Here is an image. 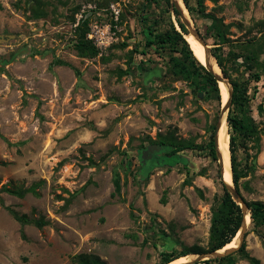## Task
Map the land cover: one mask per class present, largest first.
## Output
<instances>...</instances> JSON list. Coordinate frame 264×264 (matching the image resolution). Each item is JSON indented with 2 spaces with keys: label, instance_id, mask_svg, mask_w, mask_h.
Wrapping results in <instances>:
<instances>
[{
  "label": "rangeland",
  "instance_id": "374dc122",
  "mask_svg": "<svg viewBox=\"0 0 264 264\" xmlns=\"http://www.w3.org/2000/svg\"><path fill=\"white\" fill-rule=\"evenodd\" d=\"M202 2L201 13L190 0L194 27L207 36L215 19L228 26L229 43H207L222 46L228 79L247 85L256 126L237 135L238 169L247 171L238 192L264 202V0ZM171 22L178 28L165 0H0V34L11 35L0 41V264H160L163 252L210 248L223 194L211 155L220 104L202 77L176 71L181 45L157 37ZM107 24L114 38L96 45L88 33ZM84 30L94 56L76 47ZM163 138L194 148L144 170L139 151ZM252 228L246 250L264 264Z\"/></svg>",
  "mask_w": 264,
  "mask_h": 264
},
{
  "label": "trees",
  "instance_id": "16d2710c",
  "mask_svg": "<svg viewBox=\"0 0 264 264\" xmlns=\"http://www.w3.org/2000/svg\"><path fill=\"white\" fill-rule=\"evenodd\" d=\"M203 0H196L197 5L201 9V13L204 11ZM166 4L171 7L172 12L175 14L177 23L181 29V32L178 31L175 24L171 22V31L158 34V40L161 44H164L168 41L173 44H180V50L184 53V58H176L173 65L176 68V71L180 72L185 78L191 79L197 76L202 77L204 81L202 89L204 91L213 93L214 99H216L220 104V88L218 82L214 75L206 69L194 56L188 41L185 39L186 35L189 33L184 24L181 22L179 17L178 10L172 5L171 0H165ZM185 5L190 13H193L194 7L190 4V0H184ZM84 25L87 22L83 23ZM227 29L228 26L225 25L221 19H215L214 23L209 28V34L206 36L202 35V37L207 42V37L211 36L215 39L216 44H225L230 42V38L227 37ZM211 31V34H210ZM185 36V37H184ZM262 42L264 43V33L261 35ZM86 30L82 31L81 38L76 44L77 49L82 55L94 56L97 53V50L94 46L90 45L86 40ZM147 43L154 44V40H150ZM222 46L214 47L212 52L216 57L219 66L222 70L227 74V69L225 68V64L223 62L222 57L220 56L218 50L221 49ZM246 56L250 60H254L257 58V54L255 49L251 48L249 54ZM260 74H255V79H259ZM230 82L233 85V95H232V104L228 114V125L231 128L230 132V151H231V163H232V173H233V181L239 190V181L241 178L247 176V171L240 172L238 169L237 157H236V144H237V135H253L256 132V126L251 117L247 115V108L249 102L248 95V87L242 82H239L234 79H230ZM200 88V87H199ZM201 89V88H200ZM215 129V127H214ZM155 143V142H154ZM159 144H161L165 149L162 151L164 156L166 157V164H171L173 158L179 153L180 150L185 148H194L192 143H185L181 145H177L172 140L161 139ZM211 155L215 160H217V153L215 147L214 135L211 139ZM164 164V163H163ZM144 170H147L144 167ZM185 183H190V178H187ZM223 185V194L220 197V202L217 206L213 208V217H212V226L210 231V248L201 249L197 248L194 250L180 252L179 254L171 253V252H163V258L160 264H167L172 261L174 258L185 255L187 253H206L211 252L217 249L222 248L227 243L231 242L233 237L237 234L240 229L243 212L239 204H237L231 194L228 192L226 187ZM116 191H120V182L119 180L115 181ZM8 192L12 194H16L20 197L25 195L26 190H15L11 188L6 189ZM248 206L252 211V226L253 232L259 236L261 240H264V202L262 201H251L248 202ZM13 216L22 223L33 222L38 226H42L44 224L43 220H31L26 215H19L16 212L12 211ZM239 253L241 257L246 259L250 264H261L259 258L252 256L246 250V240L244 239L242 245L233 254L228 256L217 258L216 260L208 259L200 262H195L191 264H211L212 261H217L218 264H235L236 257L235 255ZM81 260L83 264H105L97 257H84L81 256Z\"/></svg>",
  "mask_w": 264,
  "mask_h": 264
},
{
  "label": "water",
  "instance_id": "95a60500",
  "mask_svg": "<svg viewBox=\"0 0 264 264\" xmlns=\"http://www.w3.org/2000/svg\"><path fill=\"white\" fill-rule=\"evenodd\" d=\"M183 2H184V0H183ZM171 3L178 10L179 16L181 18V21L184 24V26L186 27V29L188 31H190L200 41V43L204 46L205 51L207 52V54H210L211 56L216 58L213 55L212 47L206 42V40L202 37V35L194 27L193 21H192L190 15H189V10L187 9L188 10V18H187V16H185L183 14L182 8L179 6V4L175 0H171ZM184 4H185V2H184ZM185 7H186V5H185ZM177 29H178V31L181 32V29H180L179 26H178ZM10 36L11 35L5 36V35L0 34V41H5ZM206 69L208 71H210L214 75V77L216 78L218 84H219V81L225 80V81H227L228 84L231 85V93H230V96H229V98L227 100H224L223 94L220 91V114H219V117H218V120H217V123H216V126H215L214 140H215V147H216V153H217V160L219 162V168H220V171H219L220 172V178L222 180V183L224 184V186L228 190V192L231 194L233 200L237 204H239V206L241 207L242 212H243V219H242V223H241L240 229L238 230V232L241 231L240 244L236 248L231 249L230 251H227V252H224V253H217L218 249L214 250V251H211V252L198 253L201 258H199L198 260H195L192 263L200 262V261L208 260V259L222 258V257L228 256V255L232 254L233 252L237 251L240 248V246L242 245L243 240L245 239V235H246L247 229L252 224V211H251V208L248 206V204L241 197V195L238 192V189H237L234 181H233L232 184H229V183H227L225 181V159H224L223 154H221V152H220V140H219V132H220V129H221L220 121H221V119L223 117V114L225 112H227V123H228V114H229V110H230V107H231V104H232L233 85L230 82V80L228 79V77L225 74V72L222 70V68H221V75L216 74L213 69H210V68H207V67H206ZM229 148H230V140H229ZM164 149L165 148L161 144H158V143L150 144V145L146 146L145 148L141 149L139 151V154H140V159H141L142 166H144L147 169H149L151 167V165H146V162L151 160L152 158L157 157V154L161 153ZM158 164H160V163L157 162V164H154V165H158ZM231 171H232V163H231ZM232 176H233V173H232ZM248 210L250 211V214H251V224L249 226H245L246 225L245 224V222H246L245 221V213Z\"/></svg>",
  "mask_w": 264,
  "mask_h": 264
},
{
  "label": "bare ground",
  "instance_id": "6f19581e",
  "mask_svg": "<svg viewBox=\"0 0 264 264\" xmlns=\"http://www.w3.org/2000/svg\"><path fill=\"white\" fill-rule=\"evenodd\" d=\"M179 6L182 8V12L185 16L188 18V10L185 7V4L183 0H175ZM186 39L190 45V48L194 54V56L197 58V60L204 66L210 69H213L216 74L221 75V68L219 67V64L213 56L210 54H207L205 51L204 46L200 43V41L189 31V33L186 35ZM24 50V49H23ZM23 54V52H22ZM219 88L220 91L223 94L224 100H227L231 93V85L227 83V81H219ZM221 123V129L219 132V140H220V152L223 154L225 159V181L229 184L233 183V176L231 171V151L229 148V138H228V127H227V112L223 114V117L220 121ZM248 212V216H247ZM245 213V226H248L251 221V214L248 210ZM240 238H241V231L237 232V234L233 237L231 242L227 243L222 248L218 249L217 253H224L227 251H230L231 249L236 248L240 244ZM200 255L198 253H187L185 255L178 256L174 258L172 261H170L167 264H191L195 260H198Z\"/></svg>",
  "mask_w": 264,
  "mask_h": 264
},
{
  "label": "built area",
  "instance_id": "2783aa9c",
  "mask_svg": "<svg viewBox=\"0 0 264 264\" xmlns=\"http://www.w3.org/2000/svg\"><path fill=\"white\" fill-rule=\"evenodd\" d=\"M115 20L118 21V11H116ZM115 30L112 31V26L107 24L104 29L99 28L97 25L92 27L91 31L88 33V37L94 40L96 45H100L104 43V38L107 39V43H109V38H114Z\"/></svg>",
  "mask_w": 264,
  "mask_h": 264
},
{
  "label": "flooded vegetation",
  "instance_id": "af4514ba",
  "mask_svg": "<svg viewBox=\"0 0 264 264\" xmlns=\"http://www.w3.org/2000/svg\"><path fill=\"white\" fill-rule=\"evenodd\" d=\"M166 157L164 156V154L161 152V153H158L157 154V157L155 158H152L151 160L147 161L146 162V165H153V164H157V162H159L160 164L162 163H165L166 161Z\"/></svg>",
  "mask_w": 264,
  "mask_h": 264
}]
</instances>
